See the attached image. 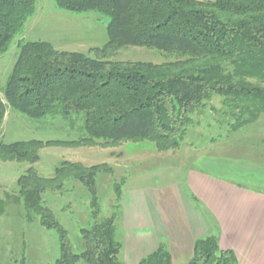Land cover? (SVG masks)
<instances>
[{"label":"trees","instance_id":"trees-1","mask_svg":"<svg viewBox=\"0 0 264 264\" xmlns=\"http://www.w3.org/2000/svg\"><path fill=\"white\" fill-rule=\"evenodd\" d=\"M53 2L64 12L106 15L107 42L92 57L59 51L47 42H19L1 90L0 131L10 109L31 120L74 115L83 121V134L71 141L0 140V162L31 166L44 147H107L122 141L151 143L160 154L175 151L188 136L192 116L213 96L221 98L224 114L232 119L230 131L264 115V0ZM34 12L35 0H0V55ZM127 47L176 59L163 64L111 60ZM110 173L107 164L63 162L50 178L30 167L17 179L25 209L38 217L41 227L58 235L59 257L53 264H124L115 235L116 215L100 218L96 197L97 176ZM70 182L91 196L90 227L79 231L80 252L44 205L45 194L60 192ZM138 264H171V256L159 243ZM188 264H235V256L221 250L216 237L205 236L194 242Z\"/></svg>","mask_w":264,"mask_h":264},{"label":"rangeland","instance_id":"rangeland-1","mask_svg":"<svg viewBox=\"0 0 264 264\" xmlns=\"http://www.w3.org/2000/svg\"><path fill=\"white\" fill-rule=\"evenodd\" d=\"M108 23L109 18L100 13L73 14L57 10L53 0H35V13L26 21L21 33L23 42H47L59 51L92 57L107 42ZM20 38V35L16 36L8 50L0 55V99L1 90L18 54ZM175 59L174 55L141 47L122 48L111 56L112 61L153 64ZM226 112L221 98L213 96L205 107L192 116L193 125L182 146L167 153H156L148 142L122 141L107 147H44L39 151L38 162L31 166L26 163L0 162V201L3 202L0 206V264H53L59 257L56 231L41 227L38 217L29 213L18 197L16 181L30 167L39 176L50 178L55 168L63 162L79 163L86 167L109 165L112 173L100 174L96 178V197L100 218H107L113 213L116 215L115 235L120 242L123 192L180 180L182 169L190 166L201 155H214V161L224 163L228 169L235 167L239 174L248 165L244 161L255 160V167L264 164V115L251 125L230 131L228 124L232 123V119L224 114ZM82 134L83 121L74 115L68 119L47 117L31 120L7 109L0 140L5 144L29 140L71 141ZM213 163H210L212 166H206L207 172L230 178V170L222 173ZM118 193L119 201L116 200ZM90 202L91 196L76 182L68 183L60 192L44 195V205L52 210L61 227L66 230L75 252L82 249L79 231L90 227ZM119 259L122 260L121 255Z\"/></svg>","mask_w":264,"mask_h":264},{"label":"crops","instance_id":"crops-1","mask_svg":"<svg viewBox=\"0 0 264 264\" xmlns=\"http://www.w3.org/2000/svg\"><path fill=\"white\" fill-rule=\"evenodd\" d=\"M22 35L18 44L24 43ZM213 157L195 158L180 180L123 192L119 255L124 264H138L159 243L166 245L171 264H188L194 242L205 236L232 251L235 264H264V164L255 167L250 158L239 174ZM210 163L222 173L230 170V178L207 172Z\"/></svg>","mask_w":264,"mask_h":264}]
</instances>
